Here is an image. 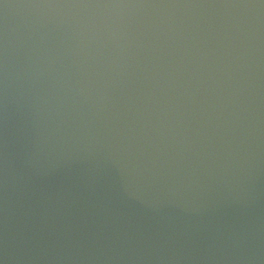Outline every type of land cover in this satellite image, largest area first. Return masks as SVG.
Wrapping results in <instances>:
<instances>
[{"label": "water", "instance_id": "water-1", "mask_svg": "<svg viewBox=\"0 0 264 264\" xmlns=\"http://www.w3.org/2000/svg\"><path fill=\"white\" fill-rule=\"evenodd\" d=\"M0 264H264V0H0Z\"/></svg>", "mask_w": 264, "mask_h": 264}]
</instances>
